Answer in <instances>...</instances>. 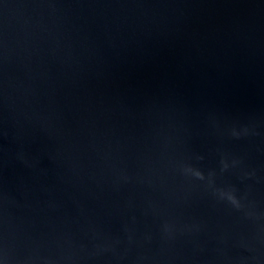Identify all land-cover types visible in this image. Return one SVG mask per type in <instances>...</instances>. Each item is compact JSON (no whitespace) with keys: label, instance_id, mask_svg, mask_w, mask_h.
Here are the masks:
<instances>
[{"label":"water","instance_id":"water-1","mask_svg":"<svg viewBox=\"0 0 264 264\" xmlns=\"http://www.w3.org/2000/svg\"><path fill=\"white\" fill-rule=\"evenodd\" d=\"M0 264H264V0H0Z\"/></svg>","mask_w":264,"mask_h":264}]
</instances>
